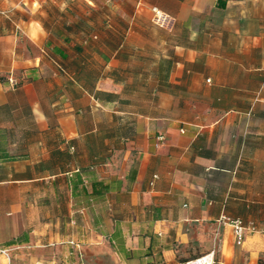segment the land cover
Masks as SVG:
<instances>
[{
    "label": "crops",
    "instance_id": "1",
    "mask_svg": "<svg viewBox=\"0 0 264 264\" xmlns=\"http://www.w3.org/2000/svg\"><path fill=\"white\" fill-rule=\"evenodd\" d=\"M148 1L89 81L41 18L0 25V264L264 256V0Z\"/></svg>",
    "mask_w": 264,
    "mask_h": 264
},
{
    "label": "rangeland",
    "instance_id": "2",
    "mask_svg": "<svg viewBox=\"0 0 264 264\" xmlns=\"http://www.w3.org/2000/svg\"><path fill=\"white\" fill-rule=\"evenodd\" d=\"M31 1L0 0V25L15 29L12 21L20 22L31 15L41 18L43 27L51 32L45 47L51 51L49 56L55 58L62 67V70L57 66L51 67V71H60L61 78L76 76L88 81L95 79L103 59L99 55L98 61L91 60L89 70L77 64L85 60L86 51L103 46L111 49L116 45L120 33L129 25V22L123 20L124 17L128 19L135 13H155L144 3L148 0H38L41 6H32L33 11L26 8ZM22 2H26V5L23 6ZM147 24L143 23V26ZM131 25L134 26L133 23ZM54 47L62 49L65 57L56 52Z\"/></svg>",
    "mask_w": 264,
    "mask_h": 264
},
{
    "label": "built area",
    "instance_id": "3",
    "mask_svg": "<svg viewBox=\"0 0 264 264\" xmlns=\"http://www.w3.org/2000/svg\"><path fill=\"white\" fill-rule=\"evenodd\" d=\"M228 223L232 226L235 243L242 244L249 230L248 227H246L240 220L237 219L236 220L228 219ZM69 244L75 246V243L72 240L69 241ZM0 255L9 261L10 259L9 246L0 245ZM214 263L215 261L212 253H207L184 262V264H214Z\"/></svg>",
    "mask_w": 264,
    "mask_h": 264
},
{
    "label": "trees",
    "instance_id": "4",
    "mask_svg": "<svg viewBox=\"0 0 264 264\" xmlns=\"http://www.w3.org/2000/svg\"><path fill=\"white\" fill-rule=\"evenodd\" d=\"M78 49V47H76ZM56 52H58L61 56L65 57V53L59 49H55ZM97 183H93V187H95ZM257 264H264V261L262 260V258H259L258 263Z\"/></svg>",
    "mask_w": 264,
    "mask_h": 264
}]
</instances>
